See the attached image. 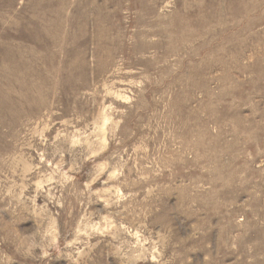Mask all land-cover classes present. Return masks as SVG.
<instances>
[{"label":"rangeland","instance_id":"rangeland-1","mask_svg":"<svg viewBox=\"0 0 264 264\" xmlns=\"http://www.w3.org/2000/svg\"><path fill=\"white\" fill-rule=\"evenodd\" d=\"M0 264H264V0H0Z\"/></svg>","mask_w":264,"mask_h":264}]
</instances>
